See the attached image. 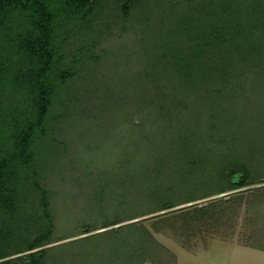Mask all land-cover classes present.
I'll return each mask as SVG.
<instances>
[{"label": "trees", "instance_id": "trees-1", "mask_svg": "<svg viewBox=\"0 0 264 264\" xmlns=\"http://www.w3.org/2000/svg\"><path fill=\"white\" fill-rule=\"evenodd\" d=\"M122 56L141 63L129 89ZM110 107L127 151L78 184L60 167ZM240 211L264 250V0H0V264L93 261L73 242L91 237L126 264H177L152 232L184 241Z\"/></svg>", "mask_w": 264, "mask_h": 264}, {"label": "rangeland", "instance_id": "rangeland-1", "mask_svg": "<svg viewBox=\"0 0 264 264\" xmlns=\"http://www.w3.org/2000/svg\"><path fill=\"white\" fill-rule=\"evenodd\" d=\"M108 61L112 66V72L110 68L108 71L113 75H117L118 78L116 77V79L124 82L123 88H132L130 86L131 83L129 84L128 77H130V74L132 72H136L135 69L140 62L138 63L135 60H131V62H129L124 56L117 59L111 57L110 59H108ZM115 61L117 62V64L114 66ZM124 91L125 90H122L121 94H124ZM100 115H102L106 127L104 125L100 127L102 133L95 132L93 120L89 121V132H87V140L84 141L89 146L87 151L85 150L87 152V155L81 154L80 152L82 150L80 148L79 151L71 149L69 152V159L73 161L67 160L63 164V167H60L61 171L73 172L74 175L78 177V184H81V182H85L86 186H88V184L91 186L90 182L92 181L91 178L93 174H97L98 178L107 176L104 174V172L106 171L105 169L108 168V165L105 163L107 157L109 155H112L113 157L119 156L121 154V149L127 151V148L123 147L125 139L122 135V130L124 129L123 126H125V124L122 120L118 119L119 116L114 108L110 107V110L104 111ZM93 118L94 120L97 119L95 118V116ZM141 147V144H139V149H141ZM111 148H114L117 151H112ZM144 153V151H139V153L134 152L132 155L125 154V157L128 159L137 157L138 162H143V159L145 158ZM147 158L149 157H146V159ZM147 162H149V160H147ZM147 162L145 161V164H147ZM148 165H150V163ZM86 175L89 176L88 178L90 180H85ZM51 187L52 189L59 191L62 185L52 184ZM209 198L210 197H207L201 200H208ZM56 204H58V206H55L58 209L56 213L59 215L56 222L58 223V225H62V221L64 218V216L62 215V211L65 209V203L63 201H58L56 202ZM78 206H81V204H79ZM67 208L77 210L78 207L72 206ZM78 216H76L77 218H73L72 220H76L75 223L78 224L76 226V230L81 231L82 228L80 226V221L82 219L80 220V217ZM144 223L149 227L150 230H152L149 225V220L144 221ZM65 224L66 223L64 222V226ZM64 226L62 225L63 228H60V232L69 233V229ZM152 234L157 241L164 244L170 249L174 257L176 258L177 264H264V254L261 251H259L258 249L249 250L246 247H241L246 235L248 234V229L243 224L241 211L239 212L238 216L231 220L229 224H227L223 229H212L204 232L203 236H193L184 241H182L180 237L176 236L168 229H164L162 232H152ZM73 242H75L74 245L76 246V248L79 247L80 249L81 247H88V252H90L89 247H92L94 249V252H92L93 261H90V258H85L87 259L86 261L84 259L85 256L79 255L78 258L81 261L79 262L80 264H126L124 263L123 258V254L125 253L120 250L115 249L116 254L114 253V255L109 256L110 253H108V251L109 249L114 247V241H110L107 248L105 245H103L104 242H102L99 246L96 245V248L93 247V243L96 242L92 240V237L85 239L80 238L78 240H74ZM94 258L97 259L95 262ZM74 263L75 262H73L72 264ZM48 264H55V262L51 259ZM144 264L154 263L146 261L144 262Z\"/></svg>", "mask_w": 264, "mask_h": 264}, {"label": "crops", "instance_id": "crops-1", "mask_svg": "<svg viewBox=\"0 0 264 264\" xmlns=\"http://www.w3.org/2000/svg\"><path fill=\"white\" fill-rule=\"evenodd\" d=\"M242 244V243H241ZM241 247H246L247 249H249V250H255V249H258V248H255V247H251V246H249V245H244V244H242V246ZM259 251H261L263 254H264V250H262V249H258ZM264 256V255H263Z\"/></svg>", "mask_w": 264, "mask_h": 264}]
</instances>
